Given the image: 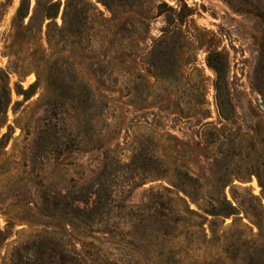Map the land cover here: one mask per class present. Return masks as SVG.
Wrapping results in <instances>:
<instances>
[{
	"label": "rangeland",
	"instance_id": "rangeland-1",
	"mask_svg": "<svg viewBox=\"0 0 264 264\" xmlns=\"http://www.w3.org/2000/svg\"><path fill=\"white\" fill-rule=\"evenodd\" d=\"M20 1L0 264H264V0Z\"/></svg>",
	"mask_w": 264,
	"mask_h": 264
},
{
	"label": "trees",
	"instance_id": "trees-1",
	"mask_svg": "<svg viewBox=\"0 0 264 264\" xmlns=\"http://www.w3.org/2000/svg\"><path fill=\"white\" fill-rule=\"evenodd\" d=\"M53 7H55L54 4H52L50 6V9ZM23 10H24V3H23V0H21L17 14H19L21 16ZM47 19L52 20L53 16H47ZM214 56H216V57L214 58ZM208 61H209V65L215 71V73L217 75V92L220 93L222 90V84L225 80L224 75H225V69H226V62H225L224 58H222L221 55H219V54L210 55Z\"/></svg>",
	"mask_w": 264,
	"mask_h": 264
}]
</instances>
